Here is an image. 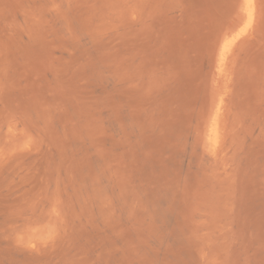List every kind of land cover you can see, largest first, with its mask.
<instances>
[{
  "label": "rangeland",
  "instance_id": "1",
  "mask_svg": "<svg viewBox=\"0 0 264 264\" xmlns=\"http://www.w3.org/2000/svg\"><path fill=\"white\" fill-rule=\"evenodd\" d=\"M245 2L0 0V264H264Z\"/></svg>",
  "mask_w": 264,
  "mask_h": 264
},
{
  "label": "bare ground",
  "instance_id": "2",
  "mask_svg": "<svg viewBox=\"0 0 264 264\" xmlns=\"http://www.w3.org/2000/svg\"><path fill=\"white\" fill-rule=\"evenodd\" d=\"M252 1L253 0H247V2H245L246 3V8H247V12H249V14L250 15H252L253 14V8H252ZM245 6V5H244ZM244 31V30H243ZM244 32H242V31H238L237 32V34L234 36V37H232L231 39H229L227 42H226V44H225V47L226 48H228L237 38H239L242 34H243ZM223 49H225V48H223ZM227 51V50H226ZM223 52V51H222ZM224 53V52H223ZM216 133H217V129H216V127H215V125H212L211 126V128H210V136H211V138L213 137V136H215L216 135ZM216 137V136H215ZM215 137H213L214 139H215Z\"/></svg>",
  "mask_w": 264,
  "mask_h": 264
}]
</instances>
